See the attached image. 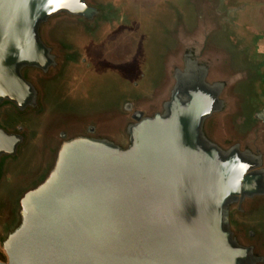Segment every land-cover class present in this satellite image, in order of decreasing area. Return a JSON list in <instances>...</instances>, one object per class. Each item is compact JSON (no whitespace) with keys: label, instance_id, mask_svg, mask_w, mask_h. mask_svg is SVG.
Returning a JSON list of instances; mask_svg holds the SVG:
<instances>
[{"label":"water","instance_id":"obj_1","mask_svg":"<svg viewBox=\"0 0 264 264\" xmlns=\"http://www.w3.org/2000/svg\"><path fill=\"white\" fill-rule=\"evenodd\" d=\"M258 6L156 0L151 70L93 107L58 97L75 41L128 0H0V264H264Z\"/></svg>","mask_w":264,"mask_h":264},{"label":"rangeland","instance_id":"obj_2","mask_svg":"<svg viewBox=\"0 0 264 264\" xmlns=\"http://www.w3.org/2000/svg\"><path fill=\"white\" fill-rule=\"evenodd\" d=\"M155 1L128 0L134 17L136 15V21L129 29L131 33L112 34V38L106 40L109 34L104 33L99 41L82 40L79 44L78 40L75 41L88 57L89 66L78 68L75 78H65L58 97L69 98L68 103L76 106L86 104L96 107L116 103L124 94L130 93L131 89L125 81L133 79L137 73L139 79H144V73L151 70L150 63L157 55L159 33L156 16L159 11H155ZM261 5L253 16L252 30L264 33V5ZM186 17L189 19L190 14ZM141 83L142 80L138 82Z\"/></svg>","mask_w":264,"mask_h":264},{"label":"crops","instance_id":"obj_3","mask_svg":"<svg viewBox=\"0 0 264 264\" xmlns=\"http://www.w3.org/2000/svg\"><path fill=\"white\" fill-rule=\"evenodd\" d=\"M259 2V6L256 8V10H260V8L262 7L261 3L264 5V0L261 1V0H256ZM256 32V31H255ZM262 38V37H261ZM263 42H264V39L262 38Z\"/></svg>","mask_w":264,"mask_h":264}]
</instances>
